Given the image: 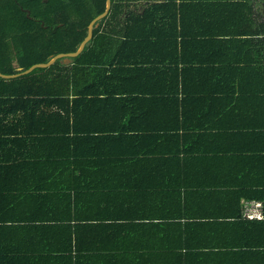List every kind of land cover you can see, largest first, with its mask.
I'll return each mask as SVG.
<instances>
[{"label":"crops","instance_id":"obj_1","mask_svg":"<svg viewBox=\"0 0 264 264\" xmlns=\"http://www.w3.org/2000/svg\"><path fill=\"white\" fill-rule=\"evenodd\" d=\"M197 8L159 79L125 64L81 81L77 129L0 133V264H264V0Z\"/></svg>","mask_w":264,"mask_h":264},{"label":"trees","instance_id":"obj_2","mask_svg":"<svg viewBox=\"0 0 264 264\" xmlns=\"http://www.w3.org/2000/svg\"><path fill=\"white\" fill-rule=\"evenodd\" d=\"M105 4L106 0H0V72L13 74L57 53L75 51ZM208 4L209 0H111L108 13L95 22L92 37L78 55L19 76H0V133L29 128L60 138L61 130L77 129V118L70 121V112L76 116L81 96L94 90L80 87L81 81L120 79L125 64L127 75L132 73L129 65L135 64L137 75L159 79L155 66L161 62V44L168 40L166 49H174L167 50L169 57L177 55L176 37L184 32L185 11L197 13V7ZM176 64L164 67V79L178 78ZM209 74L204 69L200 77ZM11 158L15 156L6 159Z\"/></svg>","mask_w":264,"mask_h":264},{"label":"water","instance_id":"obj_3","mask_svg":"<svg viewBox=\"0 0 264 264\" xmlns=\"http://www.w3.org/2000/svg\"><path fill=\"white\" fill-rule=\"evenodd\" d=\"M110 6H111V0H106L104 11L99 13L98 15H96L93 19H91V21L89 22V24L87 26L86 36L80 42L79 46L77 47V49L75 51L60 52V53L53 55L46 62L34 63L30 67L23 69V70H20L19 72H16L13 74H4V73L0 72V76L5 77V78L19 76V75L30 72L32 69H34L36 67H47V66L51 65L52 63H54L58 58L69 59L70 57H74V56L78 55L82 51V49L84 48L87 41L92 37L93 27H94L95 22L97 20H99L100 18L104 17L108 13Z\"/></svg>","mask_w":264,"mask_h":264}]
</instances>
